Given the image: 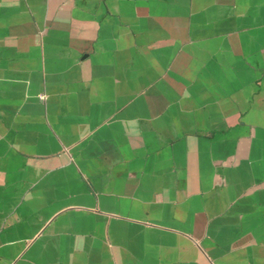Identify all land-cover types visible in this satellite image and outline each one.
<instances>
[{
	"label": "crops",
	"instance_id": "0c3cea01",
	"mask_svg": "<svg viewBox=\"0 0 264 264\" xmlns=\"http://www.w3.org/2000/svg\"><path fill=\"white\" fill-rule=\"evenodd\" d=\"M0 264H264V0H0Z\"/></svg>",
	"mask_w": 264,
	"mask_h": 264
}]
</instances>
